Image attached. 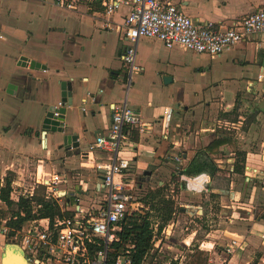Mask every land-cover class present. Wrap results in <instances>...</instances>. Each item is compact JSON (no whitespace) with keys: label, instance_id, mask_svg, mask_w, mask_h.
<instances>
[{"label":"crops","instance_id":"0c3cea01","mask_svg":"<svg viewBox=\"0 0 264 264\" xmlns=\"http://www.w3.org/2000/svg\"><path fill=\"white\" fill-rule=\"evenodd\" d=\"M166 1L177 4L187 15L200 23L205 21L230 23L252 13L264 4V0ZM40 3L44 5L45 2L44 0H0V40L2 42L0 56L6 59L9 53L6 50L10 49L14 55L11 58L13 59L12 69L24 74H20L18 84H9L7 89L0 86V92H2L0 98L9 93L16 99L13 111L19 116L16 126L11 128L10 125H4L0 130V144L3 154L12 158V165H15L16 161L24 165L28 157H36V162L33 160L35 171H27L26 175L29 177L34 175L35 179L36 174L50 177L56 173L66 179L65 186L73 190V183L83 180L87 182L91 191L89 195H91L92 186L97 181L99 173L89 166L104 158V155L94 151L90 159H86L83 153L95 136L106 132L109 127L110 105L122 101L119 91H124L125 81L120 78L124 73L121 54L127 42L115 29L100 28L99 21L103 15L99 11L85 7V4L74 9L55 6L61 16V18L55 16V21L58 23L54 22L44 33H41L39 28L31 30L32 22L27 19V16L34 14L36 6ZM129 9V5L122 4L109 17L112 22L119 23ZM37 17H40V14H37ZM180 49L187 51L179 45L167 48L157 39H138L135 62L139 69L134 73L136 74L134 80H137V83L133 88L132 96H128V102L147 120L154 123L146 133L134 138L130 137L127 143L132 145V149L124 145L120 157L131 158L132 171L133 169L143 171L141 174H144L146 170L150 171L151 178L153 176L160 178L159 183L167 180L172 166L175 167L177 171L174 170L173 178L181 181L182 185L186 184V188L181 192H219L222 193V201H238L242 199V192L235 188L237 176L249 183L251 193L261 186L264 188V142L261 145L262 151L254 153L244 146V141L241 142L244 145L239 147L241 144L239 141L238 144H234V138L216 133V127L222 125L227 127L229 124L236 128L241 126L242 121H231L226 116L231 112L235 104L234 95L240 89L246 87L248 90L254 89L255 70H257L255 77L257 83L264 84V34H253L228 51L215 56L231 63L237 70L234 73L236 76L229 79L231 81L229 87L234 88L229 94H225L223 90L217 91L214 84L201 87L200 92L190 96L182 88L170 96L165 97L162 94L155 96L150 90L160 88L159 86L163 84L162 79L171 78L170 81H164L166 84L175 79L174 64L163 57L162 52ZM22 55L28 59L25 66L17 64ZM201 56L214 59L206 55ZM30 60L45 65V69L31 68ZM151 68H153L152 75H142L146 69L148 71ZM259 74L262 75L260 81L257 79ZM60 80L71 82L72 87L71 105L65 104V119L72 126V131L78 133L79 147L73 150L74 154L65 150L70 155H61L54 147L55 144L54 149L50 148L48 133L44 134L38 124V120L41 121L48 107L60 101L59 85H57ZM132 83L133 80L130 84L131 89ZM100 89L102 92H99ZM141 89H145L146 92L141 93ZM87 92L94 95L95 102H88L85 106L86 110L82 111L81 101ZM229 96L233 99L229 100ZM172 104L177 106L176 114L172 115L168 134L162 137L155 120L161 118L165 106ZM219 112L224 113V117H219L217 115ZM221 136L230 138L232 144H224L219 147L218 152L208 153L215 164V170L212 173L203 172L195 176L181 174L180 170L189 164L197 151L204 149L211 141ZM82 143H85L84 149H80ZM238 150L244 155L239 162L242 165V172H235L232 165L233 162L235 164V154ZM53 153L56 156L53 157ZM172 153L180 154L181 167L171 161ZM78 155L85 159L79 163V167L67 161L69 157ZM228 162V171L221 172L222 166L224 167L222 164ZM254 169L257 172L263 171V174L254 173ZM14 172L22 176L20 168ZM221 173L224 178L220 179L218 176ZM180 175L183 176L180 177ZM19 176L18 178L23 177ZM215 180L223 181L226 187H215L213 185ZM191 181L195 183L191 184ZM256 183L260 184L259 187ZM249 198L252 197L249 195ZM181 200L180 198V203ZM250 227H257L255 229L260 236L264 235L263 218H255ZM243 237L241 251L246 244V237L244 235ZM9 249L10 252L7 253ZM23 255L21 246L6 242L0 237L1 264L5 256H7L6 264H20L19 258L28 264Z\"/></svg>","mask_w":264,"mask_h":264},{"label":"built area","instance_id":"2783aa9c","mask_svg":"<svg viewBox=\"0 0 264 264\" xmlns=\"http://www.w3.org/2000/svg\"><path fill=\"white\" fill-rule=\"evenodd\" d=\"M51 2L65 9H74L81 4L91 9L88 5L91 0ZM122 4L129 5L130 9L121 22L114 23L109 16ZM101 6L103 9L99 12L103 18L99 21L100 28L115 29L127 42L121 54L126 82L122 101L112 103L109 107L111 120L106 132L95 136L83 153L86 159H90L94 151L105 155L93 163L92 169L99 173L92 186L93 192L89 196L90 188L86 181H78L79 191L76 192L68 189L65 186L67 180L56 173L50 177L36 174L34 183L44 187V198L57 204L61 216L33 219L13 235H8L9 229L5 226V220H2L0 237L6 242L21 246L28 264H186L181 250L176 251L167 260L159 262V259L164 257L163 247L170 237V228L153 224L149 217L147 219L150 221V247L140 259L136 260L135 241L122 237L123 225L129 216H145L138 214L144 205L141 199L135 197L130 160L118 155L123 143L130 140L129 131L133 130L137 135H141L151 129L154 123L128 103L132 75L139 69L135 62L136 43L140 38L157 39L167 48L179 45L195 54L215 57L253 34H264V4L230 23H200L187 15L177 4L166 0H101ZM261 77L259 74L257 79L260 81ZM88 102H95V97L90 92H87L81 101L82 111L86 110ZM61 105L58 101L55 107ZM55 114L57 115V112ZM172 115L173 108L170 105L165 106L161 118L155 120L160 129V136L166 137L168 134ZM171 157L181 167L180 154L172 153ZM254 173L263 174V171L257 172L254 169ZM67 194L73 195V205L68 201L66 205L62 204L61 200ZM32 195L31 190L27 194H14L12 189L10 199L17 202L20 196ZM83 197H86L85 204ZM198 206L195 211L202 215V207ZM262 237L264 238V235ZM243 241V235L233 233L220 253L213 250L220 261L208 264H227L241 250ZM184 245L188 247L190 241L184 240ZM202 246L203 243L200 248H203Z\"/></svg>","mask_w":264,"mask_h":264},{"label":"rangeland","instance_id":"374dc122","mask_svg":"<svg viewBox=\"0 0 264 264\" xmlns=\"http://www.w3.org/2000/svg\"><path fill=\"white\" fill-rule=\"evenodd\" d=\"M43 4L44 5L40 3L36 6L35 13L27 16V19L32 22L31 30L33 28H39L41 33L46 32L47 28L54 22L58 23V21H55V16L61 18L59 12L55 9L57 5L53 4L51 0H47ZM37 14H40V17H37ZM0 49H2L1 40ZM181 50L182 49L179 51L162 52V56L169 59L170 62L174 64L173 73L175 74V79L173 82L167 84L164 83L162 79L163 84L159 86L160 88L150 90L155 96H160V94L165 97L170 96L173 93L176 94L181 88L186 90L190 96L194 95L195 92H200L202 89L201 87H208L214 84H216L217 91L223 90L225 94H229L234 90V88L229 87L231 84L229 79L236 76L234 73L237 72V70L231 63H227L218 57L210 59L191 51ZM6 52H9L6 59L0 56V86L5 89H7L9 84H18L17 81L20 74L24 75L22 72L18 70L15 72L12 69L13 59L11 58L14 55L12 51L10 52V49L6 50ZM256 71L257 70L253 73L254 89L251 88V90H248L247 87L240 89L237 94L234 95L235 104L230 110L231 112L226 116V118L231 121H242L240 124L241 126L236 128L229 124L227 127L223 125L221 127H216V133L226 134L232 139L234 138V144H238V141L239 143L244 141L245 145L241 143L242 145L240 144L239 147L244 145L248 150L254 153L262 151L263 148L261 145L264 142V84L261 85L257 83L255 78ZM152 74L153 68L148 71L146 69L142 75L150 76ZM120 78L122 81L126 82V75L124 73H122ZM134 78H136V74L132 75L133 83L131 85L132 89L129 88V97L132 96L133 88L137 83V80H134ZM80 91H82L81 88ZM140 92L146 91L145 89H141ZM119 95L120 98H123L124 91H119ZM143 97H145V95ZM228 99L232 100L233 97L229 96ZM14 100L16 101L9 93H6L0 98V130L3 129L4 125H10L12 128L17 124L19 116L13 111V108L16 106ZM170 106L173 108V114H176L177 106L175 104ZM223 114L224 113L219 112L217 115L219 117H224ZM38 124L40 127V119L38 120ZM54 135L53 133H48L50 148H53L54 144L61 140V137H55ZM56 145L57 144H55L54 147L58 149L61 155H70V153L65 151L64 147H57ZM123 145L132 149V145L127 143V141H125ZM123 145L121 148H123ZM84 148L85 143H82L80 149ZM52 156L54 157L56 155L53 153ZM120 156L121 154L119 153L118 157ZM243 156L241 151H236L235 163H237V161L241 162ZM28 158L29 159L26 160L24 165L21 163L18 164V161L15 162V165H12V158L7 154H3L0 144L1 180L6 177L11 179V190L13 189L14 194H27L32 190L36 196L43 197L45 194L44 187L41 185L36 186L34 183V175L32 177L26 175L27 171H35V163L33 160L36 162L37 159L36 157ZM223 158H225V156ZM130 159L131 158H129V160ZM82 160L83 159L79 157V155L67 159L70 164L73 163L76 167H79V163ZM171 161L176 163L175 160L171 159ZM228 164L229 162L222 164L224 167L222 166L221 172L228 171ZM232 165H234V162ZM18 168H20V174L22 172L23 177L14 172V170ZM137 170H139V168ZM174 170L177 171V169L172 166V171L170 170L169 174L170 176L162 183H159L160 178L157 176L151 178L150 175L147 177L146 174H141L143 171H136V169L132 171L135 197L141 199L144 205L143 208H141V212L138 213L139 215L148 216L153 224L157 223L160 225L163 223L164 201L168 204V207H171L172 212L170 214V219L164 223V227L170 228V237L166 241L167 244H164V254H162L164 257L159 259V262H162L163 259L167 260L171 255H174L176 251L181 250L186 264L218 263L220 260L218 256L213 253V250L220 253L222 247L229 242L230 236H232L233 233H239L246 237V244L244 250H239L229 264H264V238L260 236L258 230L255 229L257 227H250L255 218L262 217L264 219L262 216L264 215L263 186L259 187L260 184L256 183L259 188L251 193L249 183L244 182L241 177L239 178V176H237L238 180L235 184V188L242 192V199L240 198L238 201L233 202H231V200L222 201V193L219 192H181L186 188V185H182L181 181L173 178ZM18 176L22 178H18ZM218 178H224L222 173ZM216 180L215 183H213L215 187H226L223 181ZM82 183H85V181L82 180ZM193 183H195V181H191V184ZM89 185L91 187L90 182ZM73 187L74 191H79V184L77 181L73 183ZM89 193H91V191H89ZM155 194L159 195L155 197ZM249 195L252 198H249ZM180 198L182 199L181 203H187V201L191 200L192 206L200 205L203 208L202 215L196 213L193 207L185 208L181 206L179 201ZM83 200V204H85L86 197H83ZM67 201L70 205L75 203L72 194H67L66 197L61 200L63 205H66ZM0 207L3 209L0 214V225H2V220L6 221L11 217L12 208L2 203H0ZM184 240L186 242L190 241L188 247L184 245ZM202 243L203 248H200V244ZM23 257L25 258V255H23ZM209 259L211 260L208 261Z\"/></svg>","mask_w":264,"mask_h":264},{"label":"trees","instance_id":"16d2710c","mask_svg":"<svg viewBox=\"0 0 264 264\" xmlns=\"http://www.w3.org/2000/svg\"><path fill=\"white\" fill-rule=\"evenodd\" d=\"M88 5L93 11L103 9L101 6V0H91ZM129 136L134 138L137 134L131 130L129 131ZM227 143L232 144V141L228 137L221 136L215 138L204 149L195 153L194 157L191 159L189 164L182 169L181 173L186 176H195L203 172L212 173L215 170V164L208 153L218 152L219 147ZM234 171L242 172V165L239 161L234 164ZM10 192L11 179L6 177L1 180L0 177V203L8 205L12 208L11 217L5 221V226L9 229L8 235H13L16 230L27 226L29 221L33 219L42 217H49L52 219L56 215L61 216L57 204L51 199H45L44 196H36L33 193L31 197L20 196L18 201L14 202L10 199ZM157 195L159 194H155L154 196L156 197ZM1 207L0 214L3 211ZM171 212V207H168V204L164 201L163 223L160 224L159 227H164V223L170 219ZM262 216L264 217V215ZM147 217L148 216L139 218L131 215L126 219L123 225L124 231L122 233V237L124 239L131 238L136 243V260L140 259L145 251L150 247L151 233L148 229L150 221Z\"/></svg>","mask_w":264,"mask_h":264},{"label":"water","instance_id":"95a60500","mask_svg":"<svg viewBox=\"0 0 264 264\" xmlns=\"http://www.w3.org/2000/svg\"><path fill=\"white\" fill-rule=\"evenodd\" d=\"M27 57L21 56L18 60L17 64L19 66H25L27 64ZM29 66L31 68L34 67H40L42 69H45V65L40 64L39 62H36L34 60L29 61ZM170 77H165L164 81H170ZM59 85V91H60V102L62 105L58 108L55 107V104H52L48 107L47 111L45 112L43 118L41 119V131H43L44 134L46 133H53L56 137H61V140L59 142H56L57 147H64L66 151L73 152L74 149L79 147L78 142V133L75 131H72V126L66 122L65 115H66V108L65 104L70 106L71 105V82L60 80L58 81ZM57 112V115L55 114ZM160 132V129H159ZM90 168H93V164L89 166ZM144 174L147 175V177L150 175V171H144ZM248 180V178H247ZM181 206L184 207H193L194 209L199 208L198 205H193L192 203L188 202L183 203ZM10 252V249L7 251V253ZM20 264H25L21 258H19ZM7 256H5L2 260V264H6Z\"/></svg>","mask_w":264,"mask_h":264}]
</instances>
